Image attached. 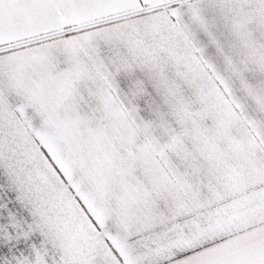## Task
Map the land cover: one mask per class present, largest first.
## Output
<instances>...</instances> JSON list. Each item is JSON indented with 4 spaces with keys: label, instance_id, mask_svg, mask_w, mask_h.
I'll use <instances>...</instances> for the list:
<instances>
[{
    "label": "snow or ice",
    "instance_id": "snow-or-ice-1",
    "mask_svg": "<svg viewBox=\"0 0 264 264\" xmlns=\"http://www.w3.org/2000/svg\"><path fill=\"white\" fill-rule=\"evenodd\" d=\"M0 264H264V0H0Z\"/></svg>",
    "mask_w": 264,
    "mask_h": 264
}]
</instances>
